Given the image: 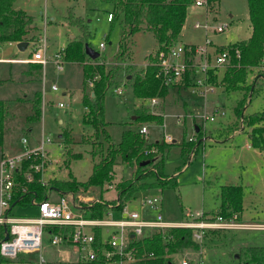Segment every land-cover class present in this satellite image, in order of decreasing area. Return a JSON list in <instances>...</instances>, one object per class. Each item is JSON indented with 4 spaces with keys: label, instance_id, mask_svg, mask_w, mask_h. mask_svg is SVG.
I'll use <instances>...</instances> for the list:
<instances>
[{
    "label": "rangeland",
    "instance_id": "374dc122",
    "mask_svg": "<svg viewBox=\"0 0 264 264\" xmlns=\"http://www.w3.org/2000/svg\"><path fill=\"white\" fill-rule=\"evenodd\" d=\"M16 8L32 16L40 29L37 33L33 32L35 37L31 40L32 56L26 60H18V63L33 65L31 72L33 79L28 80L36 81L25 83L22 74L25 67L11 64V60L17 54L16 48L11 43L0 42V80H5L2 82L5 85L0 87V100L7 102L27 94L32 98L35 95L32 100L34 104L38 99L36 94L41 93L42 112L44 104L47 105L39 121L29 120L26 122L28 116L32 114V106L30 103L20 101L27 99V96L23 95L22 98L17 99L18 103L13 102L10 106V117L6 121L4 148L12 153L18 152L16 155L21 154L24 151L22 140L26 139L31 149H37L41 144L44 131L45 137L52 140V143L46 146V151L50 152L46 157L47 170L44 172V174L47 172V180L49 181L54 176V172L59 180H75L78 184H82L88 181L93 172L92 151L99 149L100 143L107 147L106 135L103 130L108 133L112 143L116 146L121 141L123 132L131 125L134 130L147 126L149 144L161 141L162 144L166 143L170 147L164 153V176L167 177V180L173 179L174 183L170 184V188L163 190L159 187L160 183L155 179H150L148 180L149 184L156 183L157 187L148 192L143 191V196L159 197L163 201L165 221L176 223L189 221L193 219L190 215L195 216L197 213L202 214V221L214 219L221 207L222 186H241L244 190L243 212L233 213L232 216L238 215L240 222L244 224L264 225V151L255 148L249 135L245 134H251L254 129H264V120L258 122L254 127H249L245 121L248 117L264 114V82L258 80L254 92L249 93L250 87L254 85L255 79L261 75L264 67L257 69L258 71L254 73H249L247 79L249 84L247 83L248 87L244 90L245 94L235 90L227 95L221 88H216L214 93L209 95L207 110L213 112L215 103L221 102L225 115H217L216 121L208 123L206 129L200 128L199 134L195 133L191 126L193 123L198 127L203 125L200 116L203 114L202 108L205 106V102L199 97L190 95L194 98L193 100L201 102V108L195 111L191 121L188 120V134L186 135L184 134L186 130L184 120L181 124L177 123L175 114L171 111L167 112L163 127L151 126L156 122L137 123L136 119H133L141 111V105L137 106L140 103L142 106L148 105L152 114L162 116V110H157L162 105V101L159 106L153 107L151 99H143L142 102L134 95L132 88L135 74L143 70L144 66L140 65L155 62L158 44L152 33L142 31L133 36L130 47L133 53V63L137 64L135 67L130 65L132 56L129 54L124 59H119L122 28L120 21L115 23L108 21L109 13L114 11L111 4L102 0H18ZM196 10L195 6L189 9L190 15L183 30L185 37L193 35L194 30L191 27L193 23L206 20V18H195ZM231 16L233 17L231 18ZM52 19L55 20L52 21ZM72 20L84 21L86 33L79 27L71 25ZM208 21L212 23L210 18ZM250 24L247 0H222L221 16L215 26H226V30L222 34H215L211 31L210 37L211 39L215 37V42L218 45H226L225 47H230V49L236 48L240 43L249 39ZM200 33L202 31H196L198 37H200ZM88 35L90 37L87 39ZM72 36L75 39L71 42L83 39L86 41V45H90L95 51L100 52L99 63L107 67L108 71H115L117 87L113 86L104 99L107 126L98 132L91 123L84 121L86 115L90 113V109L85 107L83 99L84 92L87 90L86 96L93 100L95 85L91 87L90 82H97L100 78L95 77L89 80L85 86L82 63L68 64L72 62L62 60V69L56 68V55L64 53L71 43L68 44ZM183 40L185 42L187 38H183ZM184 42L180 41L182 44ZM101 44L106 45L105 49L101 48ZM217 49L221 50L222 47ZM41 50H44L45 55L50 57L48 59L50 62L46 67L33 62V55ZM214 51L216 50L212 49V52ZM27 60L29 62H26ZM225 75L226 71L221 69L220 84ZM54 86H57L58 91H53ZM118 88L122 90L121 95L115 92ZM69 92L70 96L67 95ZM247 96L248 101L243 110L244 117L240 118L236 116L235 110L240 101L246 99ZM182 97L187 100L188 96L183 94ZM61 103L64 104V108L59 107ZM93 108L97 110L95 103ZM222 125L225 127L219 130ZM63 129L69 133V138H65L69 152L76 153L74 157L69 156L68 160H72L70 168L65 167L67 162H65L64 146L60 138ZM168 136L170 139L166 138ZM226 137L230 138L229 141L220 143ZM175 139L178 140V144L175 143ZM200 140L203 144L197 150ZM189 145L192 147H188ZM117 159L125 161L122 157ZM136 165H138L137 162L128 167L124 166L121 171L123 175L115 177L118 182L110 183L109 190L106 189L107 186L103 190L95 187H91L87 191L82 190L76 194L77 201L85 200L83 204L86 205L94 201L92 198L103 197L106 191L118 194L119 184L135 180ZM152 170L156 172L155 169L152 168ZM171 185L175 186L171 187ZM108 196L112 197L114 194ZM141 198L142 195L138 194L131 208L139 210ZM105 200L110 201L111 206L118 203V198ZM12 212V215L17 217H35L39 214L38 209L32 205L26 208L17 206ZM2 233L3 228L0 225V239ZM252 246H264V231L213 230L208 232L207 238L202 244H199L198 249H187L176 258L177 264H181L184 258L188 259L190 264H243L239 261V257L241 253ZM41 255L44 256L48 264H77L79 260L77 248L53 246L48 239H45L41 252L25 254L23 263L8 261L7 264L37 263Z\"/></svg>",
    "mask_w": 264,
    "mask_h": 264
},
{
    "label": "trees",
    "instance_id": "16d2710c",
    "mask_svg": "<svg viewBox=\"0 0 264 264\" xmlns=\"http://www.w3.org/2000/svg\"><path fill=\"white\" fill-rule=\"evenodd\" d=\"M18 0H0V42L6 43H22L27 40L30 35L31 27L34 24L33 17L27 15L21 10L15 9V4ZM105 3L113 5V19L111 23L120 21L122 27V38L119 45V59H124L126 55L131 56V38L139 32L145 31L153 34L157 40L160 50L179 41L180 35L188 18L189 9L192 7L195 0H102ZM216 3L217 0H211ZM249 7L250 21L252 25V36L248 41H243L238 48L241 51V58H233L232 66L226 72L224 80L221 82L226 85L228 90H245L249 73L255 69H260L264 64V0H247ZM71 25L77 26L86 33L84 21L72 20ZM90 35L87 36V39ZM88 43V42H87ZM90 46V45H89ZM64 62L82 63L84 85L87 86L89 80L99 77L95 82L93 91V100L87 96L84 97V105L90 109V113L86 115L84 121L91 123L97 132L104 126L105 110L104 99L106 94L113 86H116L115 71H108L107 67L101 65L100 59L93 61L86 54V41L83 39L71 42L63 53ZM88 62V63H86ZM136 71V68H134ZM157 68L149 66L135 74L133 79V92L137 98L153 99L165 98L167 87L163 86L156 79ZM260 72V71H259ZM263 72V73H262ZM261 76L257 80L264 82V70L261 71ZM258 82L255 83V87ZM254 86V85H253ZM250 92L252 91V87ZM117 87V86H116ZM254 92V91H253ZM252 92V93H253ZM248 93V94H249ZM36 103L33 104L34 114L31 121H39L42 115V94L37 93ZM248 101L246 99L239 103L236 108V115L243 118V110ZM94 103L97 110H94ZM160 107L157 110H162ZM141 111L136 117V122L143 121L163 123V118L160 115L152 114L148 105L141 106ZM8 116L7 102L0 101V148L4 144L5 135V120ZM254 120V121H253ZM264 120L263 115H255L246 118V123L249 127H254L258 122ZM130 125V124H129ZM130 128L122 135L121 142L115 146L109 144L106 148L102 143L99 144V149L92 151L93 158H100L93 168V173L87 182L78 184L75 180L70 181H51V186L43 185L40 180L42 174H36L35 180L32 183H27L26 174L29 172L31 161L24 163L20 175H17V182L21 187H26L27 191L23 193L20 190L12 202L8 212L18 204L31 203L33 199L44 200L47 196V191L51 188L57 189L61 196L68 193L78 194L87 191L91 187L103 190L113 180V170L116 160L122 156L126 161L135 160L138 163V173L136 180L124 182L118 185L120 190L121 205H125L130 201L136 193L155 189L156 183L149 184L148 180L155 179L163 190L170 188L173 184V179H168L164 176L165 167V150L170 148L168 144L153 143L148 141L134 130ZM106 140L110 141V137L106 131ZM198 132L197 134H199ZM63 136L69 138L68 131L64 132ZM250 140L255 148L264 151V129H254L250 135ZM200 140L197 150L201 146ZM192 147V146H188ZM155 148L158 153H152ZM196 150V151H197ZM151 152L146 154V152ZM149 167L156 170H150L146 175L144 173ZM166 177V178H165ZM141 182V183H140ZM176 183V182H175ZM176 185V184H175ZM173 185V186H175ZM171 185V187H173ZM177 186V185H176ZM49 188V189H48ZM221 207L217 215L230 217L233 213L243 212L244 190L241 186H222L221 188ZM92 218H103L109 212V203L97 202L90 208ZM5 233L3 230V240ZM134 244L139 249L140 253H153L155 258L144 261L140 264H177V259L187 249H198L199 244L193 240V230L174 228L166 231H160L152 235H147L143 239H136ZM239 261L243 264H264V246H252L241 253ZM20 262H24V258ZM8 261L1 258L0 264H7Z\"/></svg>",
    "mask_w": 264,
    "mask_h": 264
},
{
    "label": "built area",
    "instance_id": "2783aa9c",
    "mask_svg": "<svg viewBox=\"0 0 264 264\" xmlns=\"http://www.w3.org/2000/svg\"><path fill=\"white\" fill-rule=\"evenodd\" d=\"M212 5L214 3L211 0H195L192 6L210 11ZM112 19L113 14H109L108 20L112 21ZM194 28L205 33L206 37L202 44L174 43L168 48L158 50L155 62L147 64L145 68L156 67V79L167 89L187 88L191 95L201 98L205 106L200 116L203 125L199 128L206 129L208 123L216 121L217 115H225L217 107L213 112H209L207 100L209 95L220 86L221 69L227 72L232 66L233 58H241V51L238 47L231 49L222 47L218 50V47L213 45L210 32L222 34L226 26H215L207 18L205 21H197ZM105 47V44H101L102 49ZM212 49L216 51L212 52ZM48 59L50 57L45 55L44 50L33 55V62L40 63L44 67L50 62ZM62 60L63 53L57 54L55 64L59 70L63 66ZM94 85L95 82L91 81L90 86L94 87ZM52 89L58 91L57 86ZM115 92L122 94L121 88L116 89ZM161 101L160 98H153L151 106H159ZM59 107L64 108V104L61 103ZM183 118L180 117L178 123H183ZM139 133L146 140L148 139L147 126H142ZM166 138L170 139V136ZM51 142L50 138L43 136L39 148L31 149L28 141L23 139V153L6 156L0 161V225H7L9 233V240L0 241V256L6 261L20 262L25 254L41 252L45 239H48L53 246L77 248L79 251L77 264H140L155 258V255L141 254L134 244L135 240L160 231L174 228L191 229L193 240L197 244H202L208 232L213 230L264 231V225L241 223L238 215L229 218L217 215L214 219L202 221V214L197 213L195 216L190 215L193 219L189 221L167 222L163 216V201L159 197L146 196L141 198L139 210L130 209L128 205L122 207L119 201L103 218H92L84 207L85 200L78 202L75 193L65 194L57 202L48 199L37 202V199H33L31 203L38 205L39 215L28 219L15 218L8 209L20 190L23 193L27 191L26 187L22 188L17 182L16 176L20 175L24 163L31 161L29 172L25 176L27 183H32L36 174H42L40 182L46 185L44 182L47 166L46 146ZM151 152L156 154L158 150L153 148ZM151 152L147 151L146 154ZM115 208L120 209L119 217L113 213ZM30 264L48 263L41 255L39 262ZM181 264H190V262L184 258Z\"/></svg>",
    "mask_w": 264,
    "mask_h": 264
},
{
    "label": "crops",
    "instance_id": "0c3cea01",
    "mask_svg": "<svg viewBox=\"0 0 264 264\" xmlns=\"http://www.w3.org/2000/svg\"><path fill=\"white\" fill-rule=\"evenodd\" d=\"M18 2V1H17ZM17 2H16V4H17ZM16 4H15V9L16 10H19V9H17L16 8ZM221 4H222V0H217V2L216 3H214V5H212V7H211V10L210 11H207V10H204V9H199V8H197V10L195 11V18H199V19H207V18H210V21L214 24V25H216L217 23H218V21H219V17L221 16ZM247 4H248V1H247ZM248 10H249V7H248ZM22 11V10H21ZM211 11H212V13H211ZM114 13V11L113 12H110L109 14H113ZM27 14V13H26ZM28 15V14H27ZM189 15H190V13H188V17H189ZM30 16V15H29ZM32 17V16H31ZM108 17H109V15H108ZM233 16H231V18H232ZM34 19V18H33ZM188 19V18H187ZM55 19H52V21H54ZM109 21V20H108ZM110 23L112 22V21H109ZM187 22V21H186ZM251 22V21H250ZM186 24V23H185ZM194 24L195 23H193L192 24V28H193V35L191 36V37H185L184 36V34H183V30H184V28H185V25H184V28H183V30H182V33H181V35H180V38H179V41L178 42H180V41H182V42H184V40H183V38L185 39V38H187V41H185L184 42V44H186V45H199V44H202L203 42H204V40H205V33L204 32H202V33H200V37H198L197 36V34H196V31H198V30H195V28H194ZM122 28V27H121ZM38 30H40L39 29V27H38V25L36 24V22H35V19H34V24H33V26L31 27V30H30V35H29V37H28V39L27 40H29V41H26L25 43H28L27 45V48H26V50L24 51V52H22V51H20L19 49H18V43H11V44H13L12 46H14L15 48H16V52H17V54H16V57L15 58H13L12 60H11V64H19V65H22V66H24L25 67V69H24V71L22 72V74H23V76H24V81H25V83L27 82V81H36V80H28V79H33V74L31 73L32 72V64H29V63H18V60H26L28 57H31L32 56V43H31V40H32V38L33 37H35V35L33 34V32H38ZM252 32H253V29H252V25L250 24V37H249V39L251 38V36H252ZM39 36V35H38ZM121 38H122V36H121ZM75 38L72 36V39L68 42V44L72 41V40H74ZM249 39H247V40H245V41H248ZM131 40L133 41V36H132V38H131ZM120 41H121V39H120ZM157 41V40H156ZM212 41H213V45L215 46V47H225L226 45H218L216 42H215V37L212 39ZM241 42V41H240ZM237 43H239V42H237ZM157 44H158V42H157ZM230 45H232V44H230ZM160 49V47H159V44H158V47H157V49L156 50H159ZM20 55H23L24 57H21ZM131 60H130V65H132V66H135L136 67V65H135V63H133V53H132V51H131ZM100 57H101V54H100ZM94 61V60H93ZM96 61V60H95ZM86 63H88V62H86ZM68 64H75V63H68ZM77 64V63H76ZM148 63H144V64H142V65H140L141 67H145L146 65H147ZM84 65V64H83ZM82 65V67H84ZM264 65V64H263ZM144 67H143V69H144ZM264 67V66H263ZM255 71H258L257 69H255V70H253L252 72L254 73ZM260 77V76H259ZM36 79V78H35ZM248 79V78H247ZM3 81H5V80H0V87H2V86H4L5 85V83L3 84L2 82ZM257 82H259L258 80H257V78L255 79V81H254V88H255V83H257ZM247 83L249 84V82H248V80H247ZM246 86H247V84H246ZM219 88H221L222 90H223V93L224 94H229V93H231V92H233L234 90H228V89H226V85H224L223 83H221L220 84V86H219ZM254 88H253V90L252 91H254ZM85 90V89H84ZM37 91H39V90H37ZM36 91V92H37ZM239 91H241V92H243V94H245V91L243 90V89H241V90H239ZM85 96H86V94H87V90H85ZM187 95L188 97H187V100L185 99V98H183L182 97V95ZM23 95H26L27 96V99H25V100H21L20 102H22V103H30V105L32 106V114L30 115V116H28V118L26 119L27 121L26 122H28L29 120H31V118H32V116H33V114H34V111H33V102H32V100L34 99V97H35V95H34V97L32 98V97H30V96H28L27 94H23ZM23 95H21L19 98H22V96ZM68 96H70L71 94H70V92L67 94ZM191 94L189 93V91H188V89L187 88H183V87H173V88H170V89H168L167 90V94H166V96H165V98H163L162 99V103H163V109H162V112H161V114H162V118H163V123L162 124H158V123H156V124H152L151 126H157V127H163V125H165V118H166V114H167V112L168 111H171V112H173L175 115V117H176V119H177V123H178V119H180V117H184L183 118V120H184V124H185V126H186V130H185V132H184V134H188V120L190 119V121H191V119H193L194 118V115H195V111L198 109V108H201L200 107V105H201V102H199V101H197V100H193L194 98H192L191 96H190ZM253 96V95H252ZM19 98H15V99H12V100H9V101H7V105H8V116H7V118H6V120H5V132H6V121H7V119L10 117V106L12 105V103L13 102H15V103H18L19 101L17 100V99H19ZM140 99V98H139ZM142 102H143V99H140ZM0 101H4L5 102V100H0ZM242 101V100H241ZM240 101V102H241ZM50 104H52V103H50ZM46 105L47 104H44V106H43V112L45 111V107H46ZM49 105V104H48ZM142 106V103H140V104H138L137 106ZM136 106V107H137ZM219 108L221 111H223V104L221 103V102H216L215 103V105H214V108H213V110L215 109V108ZM236 113V112H235ZM161 116V115H160ZM237 116V115H236ZM133 119H136V118H133ZM25 122V123H26ZM192 124V123H191ZM62 125H63V122H62ZM30 126V125H29ZM28 126V127H29ZM196 124L195 123H193V125L191 126V129H194V132L195 133H197L196 132ZM225 126L224 125H222V127L219 129V130H221L222 128H224ZM105 130H106V128H105ZM128 130V129H127ZM126 130V131H127ZM32 131V130H31ZM139 131V130H138ZM64 132H66V130H62V133H61V135H60V138L62 139V142H63V146H64V152H65V157L64 158H66V160H65V162H67V165H65V167L66 168H70V164H71V162H72V160L70 161V160H68L69 159V156L71 157V155L74 157L75 156V154L76 153H74V152H69V150H68V148H67V142H66V139H65V137L63 136V134H64ZM125 132V131H124ZM123 132V133H124ZM240 133H242V132H240ZM240 133H238V134H240ZM243 133H245V132H243ZM72 134V133H71ZM108 134V133H107ZM245 134H248L249 135V138H250V133H245ZM43 136H45V134H44V131H43V134H42V137ZM42 137H41V141H42ZM110 137V136H109ZM233 137V136H232ZM225 139V140H224ZM222 141H220V143L222 142V143H226L227 141H229V137H226V138H224ZM121 142V141H120ZM119 142V143H120ZM52 143V142H51ZM151 143H153V142H151ZM155 143H161V141H158V142H155ZM175 143H177L178 144V140H176L175 139ZM4 144H5V135H4ZM4 144H3V147L2 148H0V152H1V158H0V161L4 158V157H6V156H15L18 152H14V153H12V151H9L8 149H6V148H4ZM109 144H112V145H114L113 143H112V141H111V137H110V141L109 140H106V145H107V147L109 146ZM166 144V143H165ZM48 145V144H47ZM119 145V144H118ZM117 146V145H116ZM106 147V148H107ZM201 147V146H200ZM199 147V148H200ZM198 148V149H199ZM249 149H251V147L249 146ZM66 150H67V152H66ZM47 152V157L49 156V154H50V152L49 151H46ZM71 153V154H70ZM19 155V154H18ZM92 156V155H91ZM119 157H122V156H119ZM118 157V158H119ZM92 158H93V156H92ZM123 158V157H122ZM82 159V158H81ZM81 159H77V160H81ZM99 160H100V158L98 157V158H93V161H94V165H95V163L96 162H99ZM117 161H119V162H117ZM134 162H136L135 160H133ZM134 162L132 163V161L131 162H128V161H120V160H116V164H115V166H114V170H113V173H112V176H113V180H112V182H111V184H114V183H116V182H118V180H115V177H120V176H122L123 174H121V171H123V167L124 166H131L132 164H134ZM68 166V167H67ZM93 168H94V166H93ZM135 168H136V170H135V180L137 179L136 178V175H137V173H138V165H136L135 166ZM134 168V169H135ZM152 168L153 167H150L149 169H148V172L150 171V170H152ZM47 170V169H46ZM164 170H165V168H164ZM61 172V171H60ZM93 173V172H92ZM146 173L147 172H145L144 173V175H146ZM53 174H54V176L48 181L47 180V178H46V175H47V172L44 174V181H45V183H46V185L47 186H49V188L50 187H52L51 186V181H65V180H59L58 179V177L55 175V173L53 172ZM72 175V174H71ZM92 175V174H91ZM124 177V176H123ZM90 178V177H89ZM166 178V177H165ZM77 179V178H76ZM70 181V180H69ZM134 181V180H133ZM87 182V181H86ZM141 183V182H140ZM148 183H149V181H148ZM48 188V189H49ZM107 190H109L108 189V186H107V188H106ZM119 190V189H118ZM148 191H151V190H148ZM148 191H146V192H148ZM47 196H46V199H48L49 201H52V202H57V201H59V199L62 197L60 194H59V192H58V190L57 189H54V188H51V189H49L48 191H47ZM112 194H114V196H112V197H110V196H108V195H112ZM138 194H141L142 195V197H143V195H144V192L143 191H141V192H138V193H136L135 194V196L130 200V201H127L126 203H125V205H128L129 207H130V209H136V208H131V206H132V203H133V201L136 199V196L138 195ZM105 196H107V198H105ZM102 198V199H101ZM101 198H98V199H94V198H92L94 201L92 202H90V203H88V204H86L84 207L86 208V210L88 211V214L90 215V208L91 207H93V205L95 204V203H97V202H102V203H109V212L111 211L110 209H111V205H110V201H107V200H105V199H114V198H118V202H119V199H120V190L118 191V194H116L115 192H113V191H106V193L103 195V197H101ZM41 200L40 199H38L37 200V202H40ZM111 201H113V200H111ZM122 204V203H121ZM33 206V207H36L37 209H38V212H39V208H38V205H34V204H32V203H27V204H18V205H16L15 207H17V206H21V207H24V208H26L27 206ZM125 205H121L122 207H124ZM14 207V208H15ZM14 208L11 210V215H12V211L14 210ZM120 209H114L113 210V213L115 214V216L116 217H119V214H120ZM108 212V213H109ZM39 215V214H38ZM13 216V215H12ZM15 218H18V219H28V218H35V217H37V216H35V217H22V216H20V217H17V216H14ZM252 225V224H251ZM261 225H263V224H261ZM2 228H3V230H4V225H2ZM103 235H105L104 233H103ZM1 257V256H0Z\"/></svg>",
    "mask_w": 264,
    "mask_h": 264
},
{
    "label": "water",
    "instance_id": "95a60500",
    "mask_svg": "<svg viewBox=\"0 0 264 264\" xmlns=\"http://www.w3.org/2000/svg\"><path fill=\"white\" fill-rule=\"evenodd\" d=\"M28 43L22 42L18 44V49L22 52H24L27 48ZM86 54L87 56L92 59V60H98L100 58V52L95 51L93 48H91L89 45H86ZM254 88V87H253ZM196 132H200V128L197 126L196 127ZM4 233H5V237H4V241L9 240V233H8V227L7 225H4ZM238 258V256H237Z\"/></svg>",
    "mask_w": 264,
    "mask_h": 264
}]
</instances>
